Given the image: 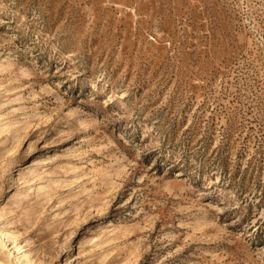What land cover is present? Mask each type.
Wrapping results in <instances>:
<instances>
[{"label": "rangeland", "instance_id": "1", "mask_svg": "<svg viewBox=\"0 0 264 264\" xmlns=\"http://www.w3.org/2000/svg\"><path fill=\"white\" fill-rule=\"evenodd\" d=\"M0 264H264V0H0Z\"/></svg>", "mask_w": 264, "mask_h": 264}]
</instances>
